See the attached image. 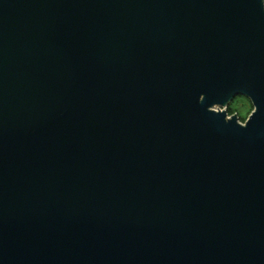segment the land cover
<instances>
[{"label":"water","instance_id":"1","mask_svg":"<svg viewBox=\"0 0 264 264\" xmlns=\"http://www.w3.org/2000/svg\"><path fill=\"white\" fill-rule=\"evenodd\" d=\"M0 264H264L260 0H0Z\"/></svg>","mask_w":264,"mask_h":264},{"label":"rangeland","instance_id":"2","mask_svg":"<svg viewBox=\"0 0 264 264\" xmlns=\"http://www.w3.org/2000/svg\"><path fill=\"white\" fill-rule=\"evenodd\" d=\"M231 110L232 112L238 113L241 118H247L248 115L253 110V106L250 101L244 96H238L235 98L227 107V111ZM243 122V120H241Z\"/></svg>","mask_w":264,"mask_h":264},{"label":"trees","instance_id":"3","mask_svg":"<svg viewBox=\"0 0 264 264\" xmlns=\"http://www.w3.org/2000/svg\"><path fill=\"white\" fill-rule=\"evenodd\" d=\"M232 113H236V112H232L231 110L228 111V114H229V115L232 114ZM237 115H238V113H237ZM238 117H239V119H240V116H239V115H238ZM240 120H243V121H244L245 118H241Z\"/></svg>","mask_w":264,"mask_h":264},{"label":"clouds","instance_id":"4","mask_svg":"<svg viewBox=\"0 0 264 264\" xmlns=\"http://www.w3.org/2000/svg\"><path fill=\"white\" fill-rule=\"evenodd\" d=\"M260 4L262 7H264V0H260Z\"/></svg>","mask_w":264,"mask_h":264},{"label":"snow or ice","instance_id":"5","mask_svg":"<svg viewBox=\"0 0 264 264\" xmlns=\"http://www.w3.org/2000/svg\"><path fill=\"white\" fill-rule=\"evenodd\" d=\"M258 111V108L254 111V113H256ZM253 116V115H252Z\"/></svg>","mask_w":264,"mask_h":264}]
</instances>
